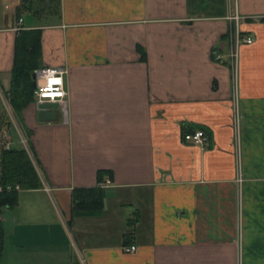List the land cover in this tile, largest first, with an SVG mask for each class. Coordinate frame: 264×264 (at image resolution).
<instances>
[{
	"label": "crops",
	"instance_id": "1",
	"mask_svg": "<svg viewBox=\"0 0 264 264\" xmlns=\"http://www.w3.org/2000/svg\"><path fill=\"white\" fill-rule=\"evenodd\" d=\"M22 28L66 111L15 117L41 187L0 211V264H264V0H0V94Z\"/></svg>",
	"mask_w": 264,
	"mask_h": 264
},
{
	"label": "trees",
	"instance_id": "2",
	"mask_svg": "<svg viewBox=\"0 0 264 264\" xmlns=\"http://www.w3.org/2000/svg\"><path fill=\"white\" fill-rule=\"evenodd\" d=\"M41 57V30L39 28L20 29L14 39L10 84L5 92L10 106L17 116L30 102L34 101L32 73L36 68L43 67ZM4 126L5 119L0 117V129ZM104 174L112 177L108 171H98V178L101 180ZM0 185L4 188L6 186L11 188L10 190L3 189L0 192L2 212L5 208H13L17 202L18 191L13 189L15 185H19L22 189L41 187L35 165L24 148L11 146L6 149L0 147ZM95 191L94 189L74 190L72 197L77 200L74 207H83L88 204L94 206ZM82 193H85V197L81 196ZM4 240L5 231L0 222V254Z\"/></svg>",
	"mask_w": 264,
	"mask_h": 264
},
{
	"label": "built area",
	"instance_id": "3",
	"mask_svg": "<svg viewBox=\"0 0 264 264\" xmlns=\"http://www.w3.org/2000/svg\"><path fill=\"white\" fill-rule=\"evenodd\" d=\"M230 18H232L235 21V32L232 35L231 40V49L228 54L230 61H231V67L235 70L237 67L238 62V54H239V47L242 43H251L253 41L252 37L245 35L243 36L240 31L239 23L243 19L242 16H240L237 12H235ZM19 22H21V18L19 19ZM212 57L222 62V55L219 52H216L215 50L212 51ZM48 69H55L56 75L61 78L62 84L56 85L53 84L49 86L48 83V74L46 70ZM64 69L60 67H39L36 68L33 73L35 75V87H34V103L38 107L40 104L43 103H56L57 107L65 113L66 111V90L64 88V82H63V74ZM9 104V103H8ZM10 106V105H9ZM9 112V111H8ZM10 121L13 126V129L16 133V139L17 143L20 147L24 148L28 154L29 153V142L28 139L24 133V130L22 127L18 124L16 121V118L14 117V114L12 112L10 113ZM3 137L6 139L4 143V148H9L11 146H14L13 138L10 137L9 133L4 132ZM182 140L187 143L196 144L203 146L207 140V136L204 133L202 129H196L192 132H185L182 134ZM3 189L10 190V186H6L5 188L0 185V192L3 191ZM14 190H19V185H15ZM3 209V207L0 206V211ZM127 252H132L135 250V246L131 245L129 248L125 249Z\"/></svg>",
	"mask_w": 264,
	"mask_h": 264
},
{
	"label": "rangeland",
	"instance_id": "4",
	"mask_svg": "<svg viewBox=\"0 0 264 264\" xmlns=\"http://www.w3.org/2000/svg\"><path fill=\"white\" fill-rule=\"evenodd\" d=\"M9 4H10V6H12V3L10 1L7 3V5H9ZM22 16L25 17L26 14L23 13ZM5 92H6V90L1 91V94H0V117H3L5 119V126L0 129V147H4V143L6 141V139L3 137L4 132L9 133L10 137L13 138V143H17V139H16L17 136H16L15 130L13 129V126H12L11 121H10V113L12 112V114H14V117H16V118H17V116L13 112L12 107L9 106L10 102H9L8 96ZM6 212L7 211H4L5 214H6Z\"/></svg>",
	"mask_w": 264,
	"mask_h": 264
},
{
	"label": "water",
	"instance_id": "5",
	"mask_svg": "<svg viewBox=\"0 0 264 264\" xmlns=\"http://www.w3.org/2000/svg\"><path fill=\"white\" fill-rule=\"evenodd\" d=\"M33 87H35V75L32 73ZM56 103H43L38 106V119L40 121L55 120L57 116Z\"/></svg>",
	"mask_w": 264,
	"mask_h": 264
},
{
	"label": "clouds",
	"instance_id": "6",
	"mask_svg": "<svg viewBox=\"0 0 264 264\" xmlns=\"http://www.w3.org/2000/svg\"><path fill=\"white\" fill-rule=\"evenodd\" d=\"M47 74H48V83L49 86L56 84V85H61L62 84V80L60 77H58L56 75V70L55 69H48L46 70Z\"/></svg>",
	"mask_w": 264,
	"mask_h": 264
}]
</instances>
